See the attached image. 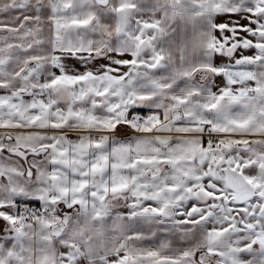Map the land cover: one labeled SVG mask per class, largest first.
I'll list each match as a JSON object with an SVG mask.
<instances>
[{
	"label": "snow or ice",
	"instance_id": "1",
	"mask_svg": "<svg viewBox=\"0 0 264 264\" xmlns=\"http://www.w3.org/2000/svg\"><path fill=\"white\" fill-rule=\"evenodd\" d=\"M0 264H264V0H0Z\"/></svg>",
	"mask_w": 264,
	"mask_h": 264
},
{
	"label": "crops",
	"instance_id": "2",
	"mask_svg": "<svg viewBox=\"0 0 264 264\" xmlns=\"http://www.w3.org/2000/svg\"><path fill=\"white\" fill-rule=\"evenodd\" d=\"M128 135H131V133L129 132ZM117 210H118V211H126V209H124V208H119V209H117Z\"/></svg>",
	"mask_w": 264,
	"mask_h": 264
}]
</instances>
